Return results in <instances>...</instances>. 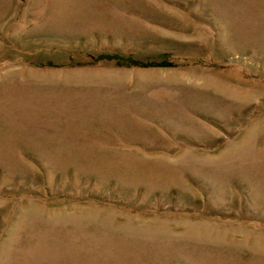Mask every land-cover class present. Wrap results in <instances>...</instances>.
<instances>
[{
  "label": "rangeland",
  "instance_id": "rangeland-1",
  "mask_svg": "<svg viewBox=\"0 0 264 264\" xmlns=\"http://www.w3.org/2000/svg\"><path fill=\"white\" fill-rule=\"evenodd\" d=\"M0 264H264V0H0Z\"/></svg>",
  "mask_w": 264,
  "mask_h": 264
}]
</instances>
